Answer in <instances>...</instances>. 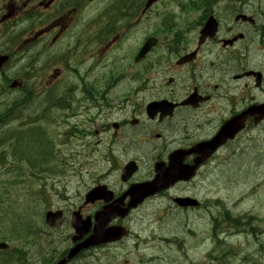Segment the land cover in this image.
Masks as SVG:
<instances>
[{
    "label": "rangeland",
    "instance_id": "rangeland-1",
    "mask_svg": "<svg viewBox=\"0 0 264 264\" xmlns=\"http://www.w3.org/2000/svg\"><path fill=\"white\" fill-rule=\"evenodd\" d=\"M190 2L192 0H161L148 16L139 21L137 29L133 28L136 36H129L122 44L123 50L116 53L120 56L125 55L128 46L129 51L130 45L134 46L136 41L141 45L152 34L160 36L161 33L162 44H166L164 32L167 28L163 22L165 16L171 12L175 18L173 22L180 24L182 29L186 30L187 38L193 40L194 35H189V32L198 30L204 17L219 13L226 25L229 20L225 21L227 17L222 14L237 9L258 17L257 26L255 28L252 26L248 40H245L242 46L243 54L248 56L247 65L264 71L262 42L264 0H220L207 9L188 10L187 4ZM244 3L246 4L242 10ZM98 7L99 3L91 5L87 14L90 20L96 16ZM90 30L92 39L98 30H94L91 25ZM224 33L225 30L222 35ZM96 48H98L97 44L90 45L89 54L94 56L85 64L81 63L79 70L87 74L89 61H93L95 65L90 67L88 75L90 87L94 84L105 89L113 104L111 108L115 106L117 93H125L130 88L138 87L140 102H147L154 97L144 90L146 86L142 83L124 82L112 86L105 78L103 64L105 57L100 55L99 48L97 56ZM37 51L36 47L27 49L17 61L7 66L5 74L0 75V114L7 123L0 125V152L3 153V161L0 158V199L2 200L0 241H7L11 248L15 247L9 255L17 256L24 253V250L25 252L31 250L28 254L34 257L36 254L34 250L38 249V264H50L53 256L54 259L57 258L60 248L67 246L72 228L67 227L66 221H63L54 232L53 239L57 240L58 245L53 241L46 243L47 239L39 234L38 229V221L42 225L45 212L66 207L70 216L71 210L82 203L81 198L90 187L103 181H109L116 186L120 184L115 174V164L106 161L104 154L106 144L101 140L102 135L99 132L100 104L82 98L79 88L82 84L77 82L76 73L71 71H67L47 90H40L41 75L34 79L39 72L37 67L40 64L36 61ZM78 63L74 62L76 65ZM123 65L127 66V63L123 62ZM139 69H142L141 66ZM41 73L45 71L42 70ZM170 75L166 73V76ZM7 76L24 77L27 82L26 87L31 86L38 91L36 96L29 97L30 100L22 106L14 119L6 118L8 115L4 111L7 108L6 104L23 96L25 90L22 92L10 90L8 87L6 89L4 82ZM254 83L253 81L250 83L248 97L264 100V80L261 88H256ZM54 93L69 94L70 103H66L63 107L57 104L51 105L47 101V96ZM29 95L30 90L27 89L24 98ZM28 116H35L33 123L28 122L30 121L26 118ZM31 125L44 126L49 136L46 139L43 137V152L47 154L49 163L46 166L35 165L38 175H33L32 171L22 172L20 166L28 167L26 156H18L21 147H16V139L8 141L7 138L12 132L33 128L30 127ZM38 126L36 128H39ZM38 130L43 131L42 128ZM200 176H202V184L197 183V186L187 192L194 193L209 207L198 211L177 209L172 204V197L183 191L182 188L154 197L129 218L127 225L131 232L128 239L120 244L93 250L90 254L92 262L96 264H264V122L257 126L251 123L235 142L219 151L216 158L203 168ZM219 203L230 210L233 216L255 219L250 220V225L246 226L234 227L222 223L216 227L212 221V213H217ZM223 211L219 210V214L221 215ZM85 213L91 212L85 211ZM15 216L19 217L18 220ZM31 216L35 219L31 225L32 231L27 232L22 238H11V234H16L12 233V223H16L18 227L27 225V221L32 219ZM250 227H257V230L252 232ZM23 228L21 226V230ZM219 240L222 242L219 243ZM9 255L0 251V260L5 263L7 259L12 264H16L15 260L10 261ZM40 259L43 261L40 262Z\"/></svg>",
    "mask_w": 264,
    "mask_h": 264
},
{
    "label": "flooded vegetation",
    "instance_id": "flooded-vegetation-1",
    "mask_svg": "<svg viewBox=\"0 0 264 264\" xmlns=\"http://www.w3.org/2000/svg\"><path fill=\"white\" fill-rule=\"evenodd\" d=\"M94 3H99L97 44L100 55L105 57V78L112 85L124 82L142 83L146 86L144 90L154 95L151 100L140 102L138 87L130 88L125 93H117L115 108H107L101 104L98 116L101 140L106 144L104 154L106 161L115 164V174L120 186L109 181L102 183L114 191L112 201L120 204L118 199L123 197L132 183L151 180L157 176L158 164L168 166L172 162L182 166L194 165L201 157L194 148L214 137L229 118L245 111L251 103L257 102L255 98L248 97L249 93L245 92L244 88L240 89V94L237 91L238 86H233L232 81L240 79L236 75L241 76L239 72L234 75L233 68L242 67L248 62V56L245 58L240 54V48H243V43L248 40L252 26H257L258 17L244 10L246 3L242 8L244 11L222 14L227 17L225 21L229 20L226 25L219 13H215L219 23L218 33L216 37L206 39L201 45H198L200 30L190 31L189 35H194V39L190 40L186 36V30L180 32L176 29L172 35L174 41L169 39L170 33L165 30L166 44H162L161 33L160 36L152 34L151 36L159 38V44L152 47L141 61H136L140 49L150 36L141 45L137 41L134 46L130 45L129 51L128 46L125 55L120 56L116 52L123 50L122 44L129 36H136L134 30L137 29L139 21L153 10L151 8L143 12L145 0H0V38L5 37L0 51L10 54V63L17 57L15 50L29 46L37 47L36 61L40 63L41 69L52 68L47 78L57 82L72 68L76 73L77 82L82 84L79 87L82 95L88 97L90 67L87 74L81 72L79 67L94 56L89 54L91 20L87 16ZM243 13L253 16L255 21L236 18ZM9 25L11 28H7ZM11 30H14L13 33ZM224 30L226 33L222 35ZM234 38L237 40L232 44L228 43ZM95 54L98 56V50ZM74 62L79 63L76 65ZM123 62L127 63L125 72L122 69ZM119 72L125 73V77L119 78ZM167 72L171 75L166 76ZM139 74L146 75V78ZM19 80L24 83L23 79ZM239 81H235V84ZM248 86L249 82L245 84V87ZM190 97L199 100L198 103H183ZM161 100H167L176 106L172 111H164L166 115H162L160 111L151 116L147 105L152 101ZM251 122L253 118L249 117L248 124ZM218 151L201 163L195 178L188 182H177L172 188L154 196H162L178 187L190 191L193 184H201L200 175L203 168L212 162ZM129 162H134L137 169L125 183L120 180V176ZM177 196L195 195H189L187 190L175 194L172 204L179 210L198 211L202 208L180 207L174 203ZM129 199L127 196L121 203L126 205ZM106 204L107 202L100 200L93 205L84 206L90 213V208L96 211ZM135 210H132L128 217L118 218L113 223L126 225ZM113 244L115 243L105 245ZM96 248L87 253H80L70 264H96L90 257ZM40 250L42 251V248ZM30 251L23 253L22 261H25L24 264H38V249L34 250V257L28 254ZM67 254L68 249L58 252L61 258ZM39 261L42 262L43 259Z\"/></svg>",
    "mask_w": 264,
    "mask_h": 264
},
{
    "label": "water",
    "instance_id": "water-1",
    "mask_svg": "<svg viewBox=\"0 0 264 264\" xmlns=\"http://www.w3.org/2000/svg\"><path fill=\"white\" fill-rule=\"evenodd\" d=\"M155 1L157 0H149L147 5L150 6ZM217 31L218 21L214 16H210L201 30L200 41L203 42L207 37H214ZM156 43V39H149L141 50L138 59H141L152 46L156 45ZM7 60V55H0V68ZM16 85L17 83L13 84V86ZM164 105L165 103L153 102L148 106V109L155 111L157 109L163 108ZM249 115H257L256 122L258 120H261L264 117V104L253 105L251 108L244 111L239 116H236L235 118L229 120L221 128L218 135L214 139L198 145L195 149L197 152L202 154V157L199 158L197 164L192 167L190 173H188V171L184 169V167L171 164L169 167L165 168V170H162L153 181L132 185L127 193L128 195H130L131 199L126 209L121 208L120 205L109 204L105 206L101 211H98L96 213L94 225L92 224V219L90 217L84 219L79 211L74 212L72 217V225L78 235L76 236V238L83 237L91 229L93 230V233L85 241L79 243L72 249L70 255L68 256V259L72 258L83 248L122 238V236L126 234V230L119 226L108 227L110 221H112L117 216L125 217L128 211L132 207H136L139 203H141L145 197L168 188L176 180L182 178L189 179L192 175H194L195 169L198 167L203 158L208 157V155L217 147L224 144L228 139H233L236 134L242 130V128L244 127V121ZM135 170L136 167L133 162L126 165V167L124 168L122 179L124 181H127L130 178L129 174H131ZM123 197L119 200V202L123 201ZM111 198H113V193L110 191H106L105 187L103 186H97L93 188L86 195L87 202H95L99 199L108 201ZM176 202L181 206H197L199 204L196 199L190 197L176 198ZM61 217L62 211H50L47 214V222L49 225H55ZM0 247L7 248L8 245L6 243H2L0 244ZM66 261L67 259H63L59 264H65Z\"/></svg>",
    "mask_w": 264,
    "mask_h": 264
},
{
    "label": "trees",
    "instance_id": "trees-1",
    "mask_svg": "<svg viewBox=\"0 0 264 264\" xmlns=\"http://www.w3.org/2000/svg\"><path fill=\"white\" fill-rule=\"evenodd\" d=\"M195 2L192 4L195 9L199 8H209L210 5L212 4V0H194ZM62 101V100H59ZM0 117L2 115L0 114ZM8 119H13V116L7 115ZM38 129L40 128H30L25 131H15L12 132L7 138L8 141H14L16 139V147H21L20 153H18V156L20 155H25L28 161V167L24 168L23 166H20V169L22 170L23 173L26 171H32L33 175H38V173L35 171V165L41 164L42 166H46L49 163L48 156L47 154L43 152V137L46 139V134L44 131H39ZM33 133V134H32ZM38 136V137H37ZM37 137V138H35ZM25 138V140H24ZM48 138V137H47ZM50 140V139H49ZM24 149V150H23ZM30 149V150H28ZM17 150V148H16ZM23 150V151H22ZM22 151V152H21ZM16 153V152H15ZM22 158V157H21ZM46 171V168L44 169ZM41 177V176H40ZM16 220H18V216H15ZM31 220L27 221V225H19L16 226V223H12V233H16V237H21L26 235L27 232H31V228L33 225L32 223L35 221L33 217L31 216ZM255 219L254 217H247L242 219L241 217H234L228 210L224 213H221L219 217L215 220L214 224L216 227H219L222 223H227L231 226L234 227H241V226H246L250 225V220ZM11 222V221H10ZM21 226H23V230H21ZM217 229V228H216ZM252 232H255L257 230V227H250ZM215 237L218 239V236L215 234ZM222 242L219 240V243Z\"/></svg>",
    "mask_w": 264,
    "mask_h": 264
},
{
    "label": "bare ground",
    "instance_id": "bare-ground-1",
    "mask_svg": "<svg viewBox=\"0 0 264 264\" xmlns=\"http://www.w3.org/2000/svg\"><path fill=\"white\" fill-rule=\"evenodd\" d=\"M19 150H20V149H19ZM41 177H42V176H41ZM97 245H98V244H97ZM97 245H93V246L96 247ZM37 254H38V253H37ZM19 256H20V255H19ZM54 257H55V256L52 257L53 262L50 263V264H56V261H57V259H58L59 256L57 255V258H55V259H54ZM62 258H63V256H62ZM60 259H61V256H60ZM72 259H73V258H70L69 260H72ZM5 262H6V263H9V261H8L7 259H5ZM70 263H71V262H68L67 264H70Z\"/></svg>",
    "mask_w": 264,
    "mask_h": 264
}]
</instances>
